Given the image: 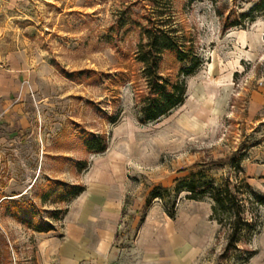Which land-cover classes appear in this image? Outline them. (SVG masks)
Instances as JSON below:
<instances>
[{
	"label": "rangeland",
	"instance_id": "1",
	"mask_svg": "<svg viewBox=\"0 0 264 264\" xmlns=\"http://www.w3.org/2000/svg\"><path fill=\"white\" fill-rule=\"evenodd\" d=\"M259 1L0 0V264L220 263L227 240L213 202L189 198L182 183L245 179L264 195ZM160 13L202 63L185 76L183 104L142 122L135 53ZM183 65L166 52L161 70L175 78ZM92 135L107 140L105 151L86 148ZM232 156L239 167H192ZM48 179L85 191L43 202ZM22 194L38 217L67 211L53 230L34 231L7 208ZM259 224L224 264H264V207Z\"/></svg>",
	"mask_w": 264,
	"mask_h": 264
},
{
	"label": "trees",
	"instance_id": "2",
	"mask_svg": "<svg viewBox=\"0 0 264 264\" xmlns=\"http://www.w3.org/2000/svg\"><path fill=\"white\" fill-rule=\"evenodd\" d=\"M264 6V0L256 3L252 10ZM149 17V26L142 27L141 37L138 42L135 59L142 66V73L146 81L147 92L141 97L140 114L142 122L157 121L168 115L175 108L184 103L187 94L185 76L193 74L201 65L202 59L197 51L195 42L181 35L178 26L169 23L162 16L156 14ZM238 23H229L234 26ZM166 52H171L176 60L184 65L180 67L175 78L166 76L162 72V60ZM84 144L88 150L103 152L108 143L104 137L92 135L87 137ZM229 157L226 159L211 160L195 163L193 168L211 164H233L240 166V158ZM184 190L189 192V198L201 199L209 197L213 202V218L218 222L226 234V246L220 255V263L224 264L230 253L239 248L240 243H247L259 228V210L264 207V195L255 191L251 185L241 179L240 181L225 180L214 182L212 180H192L182 183ZM176 187L177 193L182 189ZM160 188V187H159ZM158 188L153 197H159ZM85 191L83 184H69L56 179H48L44 189L39 193L43 202L52 204H66ZM19 199L12 200L7 208L10 214L37 232H49L54 229L53 220H59L67 208L56 207L48 212V218L38 217L35 209L24 202V194ZM174 216V212H169Z\"/></svg>",
	"mask_w": 264,
	"mask_h": 264
}]
</instances>
